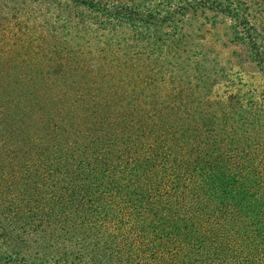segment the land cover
<instances>
[{"label": "trees", "instance_id": "1", "mask_svg": "<svg viewBox=\"0 0 264 264\" xmlns=\"http://www.w3.org/2000/svg\"><path fill=\"white\" fill-rule=\"evenodd\" d=\"M228 48L264 79V0H0V264H264Z\"/></svg>", "mask_w": 264, "mask_h": 264}, {"label": "rangeland", "instance_id": "2", "mask_svg": "<svg viewBox=\"0 0 264 264\" xmlns=\"http://www.w3.org/2000/svg\"><path fill=\"white\" fill-rule=\"evenodd\" d=\"M219 29H223V28H219ZM222 38H223V32H222V30H220L217 32V36L213 38V41H214V43H216V41H219V39L221 40ZM223 58L224 59H228V58L231 59L233 64L236 65L237 68H242L244 73L248 77H250L254 80V83L256 84V86L261 87L263 85L264 79L258 73L257 69L247 61L246 55L242 50H240V49L239 50L238 49L233 50V48L225 49L223 51Z\"/></svg>", "mask_w": 264, "mask_h": 264}]
</instances>
